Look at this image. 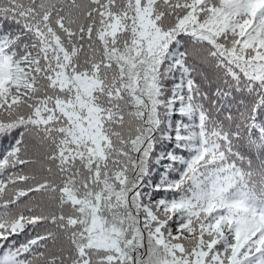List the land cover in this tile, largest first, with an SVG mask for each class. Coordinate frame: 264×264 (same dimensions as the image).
Segmentation results:
<instances>
[{
  "label": "snow or ice",
  "instance_id": "snow-or-ice-1",
  "mask_svg": "<svg viewBox=\"0 0 264 264\" xmlns=\"http://www.w3.org/2000/svg\"><path fill=\"white\" fill-rule=\"evenodd\" d=\"M0 264H264V0H0Z\"/></svg>",
  "mask_w": 264,
  "mask_h": 264
}]
</instances>
